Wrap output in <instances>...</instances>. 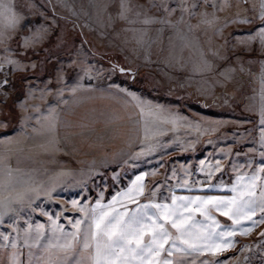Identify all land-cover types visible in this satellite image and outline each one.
Here are the masks:
<instances>
[{"label":"snow or ice","instance_id":"obj_1","mask_svg":"<svg viewBox=\"0 0 264 264\" xmlns=\"http://www.w3.org/2000/svg\"><path fill=\"white\" fill-rule=\"evenodd\" d=\"M115 4L116 11L109 12V19L123 21L126 30L135 35L138 43L143 42L149 30L147 26L158 24V36L166 26L170 30V37L178 38L182 46L197 52V56L191 59L189 70L196 74L212 72L223 78L214 83L224 84L232 79L236 72L232 61L239 62L240 70L244 71L243 57L236 52H229V47L239 45L242 51L248 52H255L259 48L264 57V0H235V3L233 0H159L158 3L150 0L148 5L135 4L132 0H115ZM33 7L35 5L31 0H23L19 6L15 0H0V44H3L5 52L10 51L9 42L17 35L18 45L23 53H26L29 45L38 43L46 36L49 25L41 22L33 30L31 22L26 18L25 13L30 14ZM109 7L108 3L101 5L102 10H108ZM149 7L161 14L150 13ZM231 8L235 11L230 16L217 15L218 12ZM177 11L179 15L173 20L171 17ZM193 16L199 17L195 24L189 19ZM55 23L52 19V24ZM25 24H29L27 32L19 34L18 30L23 29ZM136 24L145 27H135ZM227 25L248 27L225 34L222 29ZM202 26L201 35L207 41L210 42L207 35L209 31L216 36L226 35L227 39L215 48L209 44L205 49L196 34ZM228 39L233 41L231 45L228 44ZM171 55L170 62L183 69L185 64L181 63V58L174 53ZM221 61L228 62L217 73L215 69ZM253 62L250 57L248 63ZM259 63L262 85L259 139H253L254 146L244 153L225 155L224 159H231V164L210 163L206 174L198 180L177 176L173 168L170 173H165L171 176L172 183L161 179L159 183L149 184L145 177L155 174L156 169L140 171L127 187L121 188L106 201L103 194H99L94 202H80L77 199L68 201L79 214L64 216L63 204L55 214L42 206L41 198L55 199V180L50 185L43 181L36 182L31 174L33 170L23 172L19 168H13L10 163H4L0 167V225L7 220L8 227L6 231H0V249L7 255L6 264H184L182 257L193 253L210 254L213 257L211 260L204 259L202 264H227V261L218 258V254L235 245V234H246L257 223L264 222V58ZM4 65H10L12 69L23 67L15 56H5L0 67ZM113 69L131 71L116 64ZM84 72L90 73L91 69L86 68ZM58 78L63 79L62 76ZM7 85V80L0 79V91ZM75 88L73 86L67 90L74 92ZM121 90L128 92L137 101L142 120L145 114L173 124L187 120L179 114H165L160 111L161 106L141 100L127 89ZM35 91H39L43 97L45 91L52 89L30 88L24 100H18L16 106L26 108L25 100L31 98ZM3 95L7 97L8 93L4 92ZM56 97L61 103L65 102L60 91L56 92ZM32 107L37 112L40 111V106L34 104ZM48 108L49 111L43 117L25 112L18 118L22 125L27 126L28 120L34 116L42 126L40 130L51 133L52 146L55 147L56 105L50 103ZM11 119L10 114L0 118V129L9 130ZM220 123L208 118L203 122V128L215 131ZM200 126V121L186 125L196 127L197 131H200ZM32 127L34 132L37 131L35 126ZM164 130L159 125H143L138 138L140 147L133 155L142 156L165 150L172 145L173 141L161 137ZM15 135L18 136L19 133ZM234 138L238 143L245 140V132L241 130L240 136ZM14 139L15 136H0V142L5 144L12 143ZM180 150L183 151L184 148L181 147ZM223 151L228 154L233 152L231 148ZM241 158L243 163H240ZM203 165L204 162L201 161V167L196 169L198 173L205 171ZM220 169L233 173L230 183L223 178L213 179V170ZM63 171L65 170H61ZM182 171L185 176L190 175L184 166ZM220 175L223 177L224 173L221 172ZM214 192L230 194H212ZM31 213H40L46 217V221L37 220L32 223ZM215 213H221L231 223L221 222ZM19 221H23V226ZM258 235L264 236V229Z\"/></svg>","mask_w":264,"mask_h":264},{"label":"rangeland","instance_id":"obj_2","mask_svg":"<svg viewBox=\"0 0 264 264\" xmlns=\"http://www.w3.org/2000/svg\"><path fill=\"white\" fill-rule=\"evenodd\" d=\"M132 2L148 5L150 0H132ZM156 2L158 3L159 0ZM15 3L19 6L23 0H15ZM31 3L35 7L31 9L30 14L27 12L25 14L33 30L37 24L43 22L49 25V31L38 43L29 45L26 53L19 48L18 35L9 42V52H5L3 44H0V65H3L5 56H15L23 65L16 69H12L10 65L0 67V79L8 81L7 87H3L0 91V118L9 114L12 117L9 121V130L0 129V136H15L12 143L0 142V167L4 163H10L13 168H19L23 172L33 170L31 174L36 182L43 181L50 185L55 180L53 195L55 199L61 195L64 186L61 188L60 182L64 179L54 175L53 170L57 165L52 162V148L48 144L51 133L41 131L42 126L34 118L35 115L43 117V114L49 111L48 105L54 103L57 110L55 129L57 134L59 108L62 106L59 98L56 97L57 91L61 92L64 100L67 96L75 94L79 100L78 113L88 114L87 118L101 111V102L93 96L94 92L111 91L113 95L110 97L109 107L103 106V111L108 110L109 113L114 114L116 105L119 106L117 109L122 111L120 105L124 101V105L131 108L140 122L139 135L143 125L153 127L159 125L165 129L161 137L173 141V144L165 150L134 156L133 153L140 147L137 141L127 156L120 160L122 162L115 167L113 165L107 168L108 172L100 171L92 179L78 178L80 185L75 189L82 187V192L88 190L92 195L100 194L102 191L108 194L113 187L124 184L132 173L152 168L156 169V173L145 177L149 184L159 183L161 179L172 183L171 176L165 173H170L173 168L177 176L198 180L206 174L210 163L231 164V159H224L225 155L244 153L254 146L253 139H259L258 120L262 87L259 61L264 58L259 48L255 52H248L242 51L239 45L235 48L229 47V52H236L243 57L244 71L240 70L239 62L232 61L236 66V72L230 81L219 84L214 81L223 78L215 76L212 72L196 74L189 70L191 59L197 56V52L182 46L178 38L170 37V30L166 26L159 36L156 32L160 27L158 24L147 26L149 30L143 42L138 43L135 35L126 30L123 21L109 19V12L116 11L115 0H31ZM105 3L110 5L108 10L101 9V5ZM148 11L155 15L161 14L151 7ZM234 11V8L225 9L217 15L230 16ZM178 15L179 11L171 18L175 20ZM49 17L56 21L54 25ZM189 19L195 24L199 17L193 16ZM135 27L145 26L136 24ZM247 27L248 25H227L222 32L227 34L234 29ZM28 28L29 24H25L23 29L18 30L19 34L26 33ZM201 32L203 26L196 34L205 49L209 44L215 48L227 39L226 35L216 36L209 31L207 33L210 37L209 42ZM232 43L233 41L228 39V44ZM172 53L181 58V63L185 64L183 69L170 62ZM250 57L254 60L251 64L248 63ZM227 62H219L215 71L218 73ZM114 64L131 69V72H119L118 69H113ZM86 68H90L91 72H84ZM59 76L63 79H59ZM205 81L208 83L205 84ZM29 86L32 89L43 88L52 91H45L43 97L39 91H35L31 98L25 100L27 107L18 108L16 102L24 100L26 92L30 90ZM73 86H76L74 92L67 90ZM121 89H127L141 100L161 106L160 111L165 114H179L187 120L173 124L147 114L142 120L137 101ZM4 92L8 93L7 97L3 95ZM225 100L228 102L225 103ZM34 104L40 106L39 112L32 107ZM25 112L34 114L33 118L28 120L27 126L22 125L18 118ZM208 118L221 122L215 131L203 128V122ZM197 121L201 122L200 131H197L196 127H186L189 122L195 124ZM32 126H35L37 131L34 132ZM241 130L245 132L246 139L238 143L234 137L240 136ZM17 133L18 136L15 135ZM181 147L184 148L183 151L180 150ZM227 148H231L233 152L231 154L224 152L223 150ZM201 161L204 162L205 171L198 173L196 169L201 167ZM243 162L241 158L240 163ZM182 166L189 170V176H185ZM213 172L214 180L223 178L226 182H231L233 173L230 170L220 169ZM221 172L224 173L223 177L220 175ZM214 194L230 193L215 192ZM41 200L55 201L47 198ZM50 203L45 202L44 205L52 207L53 204ZM44 205L42 204L43 207ZM48 211L55 214L57 210ZM31 215L32 223L42 219L43 216L40 213H31ZM43 219L39 221H46V217ZM18 223L23 226V221ZM6 227H8L7 220L0 225V231H5ZM261 229H264V222L257 223L246 234L238 233L234 248L219 253L218 258L227 261V264H264V236L258 235ZM204 256L207 257L189 255L183 259L184 264H202L204 259L213 258L210 254Z\"/></svg>","mask_w":264,"mask_h":264},{"label":"crops","instance_id":"obj_3","mask_svg":"<svg viewBox=\"0 0 264 264\" xmlns=\"http://www.w3.org/2000/svg\"><path fill=\"white\" fill-rule=\"evenodd\" d=\"M111 95H113L112 92L108 90H105V92L101 90L96 93L94 92L93 96L101 102V111L97 114L93 113L88 118V114L78 113L77 102L79 100H77L75 94L67 96L64 100L65 102L59 108L60 113L58 115V132L55 134V147L52 146L51 139L48 144L52 148V162L57 165V168L53 170L55 171L54 175L59 179H64L60 182V186L61 188L64 186V190L60 192L61 195L58 198L54 199L55 201H42L43 205L45 202L53 204L52 207L44 205L46 210H59L60 205L63 204L64 216L78 215V210L74 209L67 202L72 199H77L80 202L84 200L94 202L99 193H94L93 196L88 190L87 192H82V187L75 189L76 186L80 185L77 179L82 177L92 179L100 171L102 173L108 172V167L113 165L115 167L116 164L122 162L120 160H123L136 145L139 138L140 122L131 108L128 105H124V101H122L120 105L122 111L117 109L118 105H116L114 114L109 113L108 110H102L103 106L109 107ZM91 113L92 111L89 114ZM61 170L65 171L61 172ZM140 171L132 173L124 184H118L113 187L108 194L102 191L100 194H103L104 200L110 199L121 188L127 187L129 182ZM85 183L87 184V181ZM177 191L179 193V190ZM215 215L220 221L231 223L227 217L222 216L220 213H215ZM41 217L42 219L39 220H44V216ZM63 222L62 217L61 223ZM238 233L235 234V240ZM234 246L231 248H234ZM195 254L207 257L203 253H193L192 255ZM186 257L188 256H184L182 259ZM6 261L7 255L3 249H0V262L6 264Z\"/></svg>","mask_w":264,"mask_h":264},{"label":"water","instance_id":"obj_4","mask_svg":"<svg viewBox=\"0 0 264 264\" xmlns=\"http://www.w3.org/2000/svg\"><path fill=\"white\" fill-rule=\"evenodd\" d=\"M125 69H128V68H125ZM118 71H119V69H118ZM119 72H121V71H119ZM125 72H131V71H125Z\"/></svg>","mask_w":264,"mask_h":264}]
</instances>
